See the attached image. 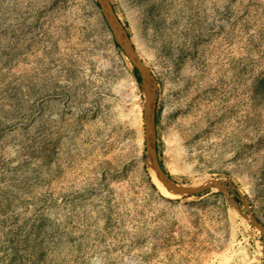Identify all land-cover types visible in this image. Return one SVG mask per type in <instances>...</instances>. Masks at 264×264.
<instances>
[{
	"label": "rangeland",
	"instance_id": "1",
	"mask_svg": "<svg viewBox=\"0 0 264 264\" xmlns=\"http://www.w3.org/2000/svg\"><path fill=\"white\" fill-rule=\"evenodd\" d=\"M111 2L165 170L264 221V0ZM134 69L97 0H0V264H264L231 192L149 170Z\"/></svg>",
	"mask_w": 264,
	"mask_h": 264
},
{
	"label": "water",
	"instance_id": "2",
	"mask_svg": "<svg viewBox=\"0 0 264 264\" xmlns=\"http://www.w3.org/2000/svg\"><path fill=\"white\" fill-rule=\"evenodd\" d=\"M97 2L113 34L116 44H118L124 53L129 57L141 78L140 87L145 94L143 104V120L146 160L149 170L157 180L163 182L179 196L194 195L211 188H218L225 193L231 192V200L236 204V206L238 202L246 209V212L241 210L239 212L262 234V254L264 261V221L253 212L247 198L239 188L235 187L230 180H222L219 178H211L196 185L180 183L175 180L163 167L158 154L156 130L158 81L151 68L147 66V64L139 56L127 27L117 15L111 0H97Z\"/></svg>",
	"mask_w": 264,
	"mask_h": 264
},
{
	"label": "trees",
	"instance_id": "3",
	"mask_svg": "<svg viewBox=\"0 0 264 264\" xmlns=\"http://www.w3.org/2000/svg\"><path fill=\"white\" fill-rule=\"evenodd\" d=\"M116 45H117V47L120 48V46H119L118 44H116ZM134 71H135V74L137 75V80H140V77H139V75H138V71H137L136 69H134Z\"/></svg>",
	"mask_w": 264,
	"mask_h": 264
},
{
	"label": "bare ground",
	"instance_id": "4",
	"mask_svg": "<svg viewBox=\"0 0 264 264\" xmlns=\"http://www.w3.org/2000/svg\"><path fill=\"white\" fill-rule=\"evenodd\" d=\"M156 180H157V179H156ZM157 181H159V180H157ZM159 183H160V184H163L161 181H159ZM161 186L163 187V185H161Z\"/></svg>",
	"mask_w": 264,
	"mask_h": 264
}]
</instances>
